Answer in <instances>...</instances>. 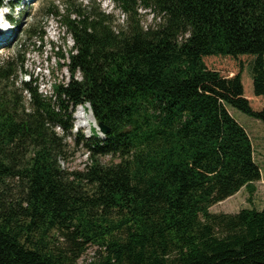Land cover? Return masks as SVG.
Masks as SVG:
<instances>
[{
    "label": "trees",
    "instance_id": "trees-1",
    "mask_svg": "<svg viewBox=\"0 0 264 264\" xmlns=\"http://www.w3.org/2000/svg\"><path fill=\"white\" fill-rule=\"evenodd\" d=\"M113 1L117 28L94 5L65 17L70 81L51 97L18 54L0 64V264L90 247L87 264H264V210L211 212L261 180L228 108L264 123V0ZM87 105L104 139L74 134ZM71 136L84 170L63 167Z\"/></svg>",
    "mask_w": 264,
    "mask_h": 264
},
{
    "label": "rangeland",
    "instance_id": "rangeland-1",
    "mask_svg": "<svg viewBox=\"0 0 264 264\" xmlns=\"http://www.w3.org/2000/svg\"><path fill=\"white\" fill-rule=\"evenodd\" d=\"M93 5L97 12L111 16L113 27L117 28L126 24L127 17L108 0H94V2L90 0H19L15 2L12 12L8 11L11 24H4L9 30L6 33L10 32L12 35L8 38H1L0 64L18 54L19 59L25 61L28 72L37 79L40 92L51 97L56 85H66L70 81V73L66 66L59 65L65 63L61 55L68 57V52L73 45L64 19L70 12L71 17L74 18L76 10H89V7ZM139 14L142 25L145 27L156 24V18L152 13L139 10ZM207 62L211 69L227 74L225 69L227 60L223 63L218 59H211ZM77 78L80 76L77 75ZM79 108L74 114V134L81 132L86 138H91L96 132L103 139L98 128L93 124H90L92 125L90 128L78 126L81 122L77 118ZM228 111L248 134L253 147L254 160L262 176L261 180L253 185L255 188L253 195L248 189L243 188L234 197L212 207L211 212L236 214L244 209L264 210V123L233 107H229ZM68 142L71 149L68 161L63 163V167L71 171L84 170L87 165V155L84 149L82 146L75 145L73 136L68 138ZM103 160L107 162L110 159ZM97 255L98 249L90 247L79 264H87Z\"/></svg>",
    "mask_w": 264,
    "mask_h": 264
},
{
    "label": "bare ground",
    "instance_id": "bare-ground-1",
    "mask_svg": "<svg viewBox=\"0 0 264 264\" xmlns=\"http://www.w3.org/2000/svg\"><path fill=\"white\" fill-rule=\"evenodd\" d=\"M5 2H7V0H5ZM6 31H9L8 28L3 27L0 24V42L2 41L1 38H8L9 35H12L10 32L6 33ZM77 118L81 120V122L78 124L80 128H90L92 126L90 124H93V121H94L92 115L85 108H79V111L77 113ZM94 127H97V126H94Z\"/></svg>",
    "mask_w": 264,
    "mask_h": 264
},
{
    "label": "water",
    "instance_id": "water-1",
    "mask_svg": "<svg viewBox=\"0 0 264 264\" xmlns=\"http://www.w3.org/2000/svg\"><path fill=\"white\" fill-rule=\"evenodd\" d=\"M88 107H90V106H88ZM90 114L92 115L91 110H90ZM92 117H93V115H92ZM93 120H94L93 122L96 123L94 117H93ZM98 129H99L100 133L102 134V136H104V137L110 133V129L106 125H104L103 123L98 124Z\"/></svg>",
    "mask_w": 264,
    "mask_h": 264
}]
</instances>
